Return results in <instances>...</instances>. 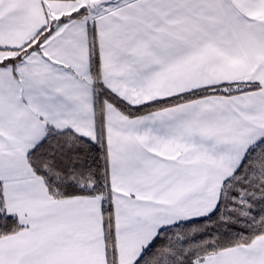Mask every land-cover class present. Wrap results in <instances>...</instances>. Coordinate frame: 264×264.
I'll use <instances>...</instances> for the list:
<instances>
[{
    "label": "snow or ice",
    "instance_id": "snow-or-ice-1",
    "mask_svg": "<svg viewBox=\"0 0 264 264\" xmlns=\"http://www.w3.org/2000/svg\"><path fill=\"white\" fill-rule=\"evenodd\" d=\"M0 264H264V0H0Z\"/></svg>",
    "mask_w": 264,
    "mask_h": 264
}]
</instances>
